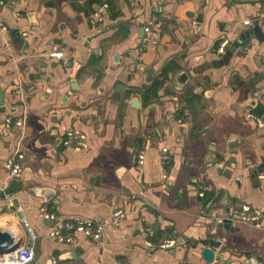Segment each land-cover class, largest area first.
<instances>
[{
  "label": "crops",
  "instance_id": "1",
  "mask_svg": "<svg viewBox=\"0 0 264 264\" xmlns=\"http://www.w3.org/2000/svg\"><path fill=\"white\" fill-rule=\"evenodd\" d=\"M255 24L264 31V0H0L8 29L0 32V193L21 184L0 198V231L11 236L0 262L18 245L33 247L31 264H209L202 246L184 243L214 238L223 260L212 264H262L249 258L264 256V116L254 113L264 107V78L256 80L264 43L247 40L227 66H207L222 58L217 43L231 45ZM56 50L67 67L50 58ZM168 66V82L146 104L141 91ZM182 73L188 80L179 85ZM239 78L254 86L236 88ZM9 118L25 120L23 137L6 127ZM70 129L86 136L84 151L63 146ZM17 150L26 158L13 179L4 164ZM238 204L260 210L262 226L215 227ZM117 210L125 218L115 227ZM43 211L92 220L102 239L56 243ZM162 239L175 247L148 245Z\"/></svg>",
  "mask_w": 264,
  "mask_h": 264
},
{
  "label": "built area",
  "instance_id": "2",
  "mask_svg": "<svg viewBox=\"0 0 264 264\" xmlns=\"http://www.w3.org/2000/svg\"><path fill=\"white\" fill-rule=\"evenodd\" d=\"M4 5L3 2H1ZM248 26H252L251 22L246 23ZM153 29V22L149 23L145 27L146 33H151ZM8 29L0 25V32H7ZM229 46L227 40L221 41L217 54L220 57L225 55L226 49ZM50 58L59 62L63 67L68 65L67 58L63 51H52L50 53ZM20 92V91H19ZM178 111V107L176 109ZM254 119H257L260 123H263V120L252 115ZM182 116L179 117V121H182ZM6 127L15 129L21 133L20 137H23V131L26 128L25 120H16L13 122L10 118L6 120ZM20 146V145H19ZM63 146L67 148H72L77 152L84 151L88 144L86 136L78 130L70 129L66 131L65 138L63 140ZM25 155L20 150H17L4 164V167L9 171L11 178L17 179L20 177L23 167L22 163L25 161ZM134 159L139 166L143 165L145 162V153L143 150L136 151ZM161 159L165 167L170 163V158L165 150L161 152ZM167 176L165 172L164 177ZM259 178L264 180V167L259 173ZM205 189L199 192V196L203 197ZM41 218L50 223V226L47 231V236L52 241L59 244H71L74 242L75 235H82L85 238L93 242H99L103 236V226L95 223L92 220H86L82 218H73L69 220L60 221L57 219V215L53 212L43 211L41 213ZM125 218V213L122 210H117L113 214L112 225L117 227L120 225L121 221ZM231 221L235 222H247L253 223L257 227H261L262 213L258 209H251L247 205H242L240 208L232 212ZM26 228L30 231V237L34 240V234L31 231L29 225L25 224ZM150 247H156L161 250H170L173 249L176 245V241L172 239H162L159 243L148 244ZM34 259V250L32 246L29 247H19L12 257H9L5 263L0 264H31Z\"/></svg>",
  "mask_w": 264,
  "mask_h": 264
},
{
  "label": "water",
  "instance_id": "3",
  "mask_svg": "<svg viewBox=\"0 0 264 264\" xmlns=\"http://www.w3.org/2000/svg\"><path fill=\"white\" fill-rule=\"evenodd\" d=\"M141 31L144 32V28L141 29ZM250 39H254L259 43H264V31L261 29L259 24H255L251 29L245 31V33H243L237 41H235L234 43H232L231 45H229L227 47L225 55L221 59L215 61L214 63H210L207 66L209 68H214V69H220V68L227 66L229 64V62L231 61V59L233 58L236 51L241 47V45ZM16 40L21 41V39H19V38ZM40 66L44 68L45 63H41ZM148 74L151 75L152 71H148ZM38 78H40V77L38 76ZM263 78H264V74L259 76L258 78H256V80L263 79ZM46 79H47V77H46ZM187 80H188V76L185 73H182L177 77V81L179 82V85L185 84ZM232 84L236 88H242L243 86H245L246 90L249 91L254 86V81H250V82L246 83L241 78H239L237 80H234L232 82ZM71 88H72L70 91L71 94H73L75 91L78 90L76 83H72ZM4 104H5V101H4V97H3V89L0 85V107H3ZM236 154H237V152H234V155H236ZM230 162L232 164H236L237 159L235 157H233ZM218 170H219V173L221 175H224L227 178L231 177V175L228 173L230 171H228L227 165H225L223 167H220V165H218ZM252 176L254 177V175H252ZM20 189H21L20 183L12 182L9 185V187L5 190V192L0 193V198H6L10 195H13V194L19 192ZM240 205L241 204H238L237 207H240ZM12 210H15V208L12 207ZM231 214L232 213H230V211H229V216ZM229 222L233 223V221H229V220L228 221L227 220L217 221L215 227H217V225H219V223L224 224L225 226L226 225L228 226ZM228 228H226V229H228ZM10 241H11L10 234L9 233H1V231H0V255H2L5 252V248H7V245L10 243ZM185 242H186V243H184L185 247L191 246L193 248H196L198 246H202L203 249L201 251V257H202L203 261H205L206 263L212 264L216 260H223L222 259L223 257L221 255L215 253V249L221 247V245H222L221 241H217L214 238H211V239H202L199 241H185ZM18 248H19L18 245L11 247L10 248L11 251H7V252H12V253L16 252V250ZM246 257H250V254L249 253L246 254ZM249 260L251 261V263H262V264H264V256H263V258H249Z\"/></svg>",
  "mask_w": 264,
  "mask_h": 264
},
{
  "label": "trees",
  "instance_id": "4",
  "mask_svg": "<svg viewBox=\"0 0 264 264\" xmlns=\"http://www.w3.org/2000/svg\"><path fill=\"white\" fill-rule=\"evenodd\" d=\"M221 43V42H220ZM220 43H217L215 45V51L217 52ZM174 68L172 66H168L166 67L162 73L160 74V76L156 79L153 80V82L145 87L141 92H142V96L145 99L146 104L154 99L157 98V92L168 82L169 80V75L171 72H173ZM254 113L257 116H264V107L260 106L257 107L254 110ZM205 195V194H204ZM204 203L206 204V202L204 201Z\"/></svg>",
  "mask_w": 264,
  "mask_h": 264
},
{
  "label": "bare ground",
  "instance_id": "5",
  "mask_svg": "<svg viewBox=\"0 0 264 264\" xmlns=\"http://www.w3.org/2000/svg\"><path fill=\"white\" fill-rule=\"evenodd\" d=\"M9 228V227H8ZM7 230V229H6ZM13 230H15V229H13Z\"/></svg>",
  "mask_w": 264,
  "mask_h": 264
}]
</instances>
